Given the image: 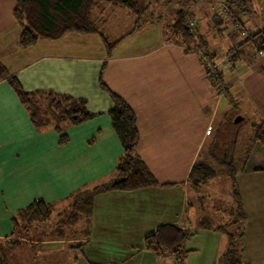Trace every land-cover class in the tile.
<instances>
[{
	"label": "crops",
	"instance_id": "crops-1",
	"mask_svg": "<svg viewBox=\"0 0 264 264\" xmlns=\"http://www.w3.org/2000/svg\"><path fill=\"white\" fill-rule=\"evenodd\" d=\"M180 2L181 6L177 7L174 0L157 1L161 4L159 18L151 15L140 29L135 27L142 19L133 13V26L115 40L100 28L108 22V17L101 15L104 12L114 15L115 5L102 3L94 10V20L110 42L119 41L108 55L98 34L68 33L57 41L42 40L30 48H21L22 25L14 16L15 0H0V62L17 76L26 91L50 89L84 98L88 109L96 114L92 120L67 129L65 134L69 139L62 144L55 129H36L8 82H0V236L13 231L12 215L38 201L54 205L53 215L45 225L55 228L58 222L53 221V216L69 201L71 192L94 188L113 177L123 148L108 114L113 102L99 85L103 68L102 77L107 86L135 112L140 132L138 154L160 185L134 192L98 194L86 222L87 236L66 239L59 234L56 237L57 234H47L51 227L40 225L46 235L25 237V246H45L60 253L51 254L45 264H176L169 254L157 255L144 249L146 237L159 226L172 224L193 233L184 246L189 252L182 264H219L228 248L227 237L213 229H199L200 218H192L197 212L190 204L192 192L199 194L187 182L200 156L202 142L216 130L220 105L196 49L204 43V49L218 61L215 54L220 45L218 36L241 38L239 43L243 39L215 11L216 5L225 3L224 0L190 5ZM253 4L264 12V0H254ZM118 7L128 10L115 6L116 10ZM183 7L190 13L189 21L195 23L199 36L198 41L187 42L186 46L178 45L180 39L176 37L167 40L165 34V26ZM166 9L172 10L167 16ZM247 12L253 13L251 8L240 13L246 29L251 33L261 32L264 25L257 30L258 26L252 23L253 27L248 28L250 23L242 16ZM247 46L237 51L239 56L233 60L236 69L230 72L229 79L225 74L228 69L222 71L230 90L235 88V96L251 104L260 121L264 120V54L257 47ZM236 112L246 117L243 108ZM210 127L212 133L208 135ZM223 128L221 125L220 134ZM193 143L196 147L192 149ZM256 146L259 149L253 157L264 148ZM249 160L241 172L243 180L262 174L260 168L248 167ZM36 176L39 180L35 183ZM64 187L68 188L65 194ZM241 198L249 214V196ZM232 207L233 200L230 210ZM204 211L202 206L199 212ZM258 226L264 231L263 222L259 221ZM62 245L70 246L65 262Z\"/></svg>",
	"mask_w": 264,
	"mask_h": 264
},
{
	"label": "trees",
	"instance_id": "trees-1",
	"mask_svg": "<svg viewBox=\"0 0 264 264\" xmlns=\"http://www.w3.org/2000/svg\"><path fill=\"white\" fill-rule=\"evenodd\" d=\"M162 0H15L14 16L22 25V33L19 38V46L23 49L30 48L42 40L57 41L62 39L68 33H79L83 35H100L107 49L108 55L117 46L118 42H110L108 38L100 31L93 13L102 3H110L130 10L136 14L138 19H142L149 11L150 3ZM185 4H195L205 0H182ZM170 2V1H169ZM228 2L240 14L250 7L251 0H228ZM190 13L188 10L178 9L174 14L173 20L167 24L166 37L171 40L172 37L179 38L187 42L198 41L199 36L196 28L189 23ZM161 20V19H160ZM160 22V21H159ZM144 24H136V29H140ZM264 36V30L255 33L251 40L240 45L237 51L244 45L253 42L263 52L264 48L256 44L257 37ZM170 38V39H169ZM205 44L201 43L196 50L205 51L211 60H214L209 51L204 49ZM236 51V52H237ZM239 53L232 59L234 60ZM103 70V68H102ZM221 82H225L224 72L217 73ZM100 77L99 85L105 91L113 102V107L108 114L111 118L112 126L120 144L123 148V155L120 157L116 166L115 173L108 183L97 185L91 189L80 191L85 196L80 202L76 203L73 196L67 200H73L76 203L77 215L74 216V223L78 222L79 212L85 213L88 219L93 210L95 196L105 192H134L143 188L160 185L155 175L139 156L137 147L140 138V132L137 125V119L134 110L130 104L117 93L110 90L106 84L102 83ZM6 80L19 101L30 116L31 122L38 130L55 129L60 134V143L65 144L68 136L65 131L73 126L84 124L96 117L87 107V100L76 98L70 95L59 94L54 90L42 89L34 92L26 91L20 80L10 72V70L0 62V82ZM215 88L217 85L212 82ZM236 110H239L237 107ZM236 112V111H235ZM245 121V120H244ZM254 135L252 147L260 145L264 147V120H255L253 123ZM221 134H219V139ZM221 140V139H220ZM213 155L220 163H226L229 166L228 177L231 180V195L233 198V207L230 210V221L228 224L214 227L206 220H200L199 229L215 230L227 237L228 248L221 256L219 264H242L241 255L238 248V236L241 235L239 228L246 220L240 191L237 187V175L245 170L249 160V155L245 159L243 167L234 168L231 157L227 156L224 148L216 146L214 143ZM223 149V150H222ZM217 151V152H216ZM218 153V154H217ZM259 154V151L254 155ZM258 170H264L260 168ZM222 175V174H221ZM220 176V173L213 166L199 157L193 164L188 176V184L198 194L204 186ZM172 184H163L171 186ZM78 193V194H79ZM75 206V205H74ZM25 211L28 213L25 216ZM54 212V205L45 202H35L28 209L22 210L20 215L12 218L13 231L21 235V241L29 237L31 229L26 225V217L30 218L35 214V219L40 225H45ZM38 213V215H36ZM22 226H24L22 228ZM22 228V229H21ZM239 230L240 233L237 232ZM193 233L189 229L179 228L172 224L161 225L154 234L145 239V250L157 255L169 254L176 259V264H182L189 251L184 249L185 244L191 239ZM20 245L18 240L0 239V264H12L7 256L8 249L17 248ZM80 247L82 245H79Z\"/></svg>",
	"mask_w": 264,
	"mask_h": 264
},
{
	"label": "rangeland",
	"instance_id": "rangeland-1",
	"mask_svg": "<svg viewBox=\"0 0 264 264\" xmlns=\"http://www.w3.org/2000/svg\"><path fill=\"white\" fill-rule=\"evenodd\" d=\"M225 3L228 2V0H224ZM251 3V9L253 13L247 12L244 13L242 16L244 21L248 24V28H252L253 24H256L257 30L262 28L264 25L263 23L260 24L262 20H264V12L257 6L256 4ZM151 6L149 8V13H147L142 18L143 26L146 25L147 21L150 20L151 15L153 17L159 18L160 14V3L152 2L150 3ZM168 5V4H167ZM180 7V6H178ZM112 9L114 10V15H110L107 12H104V15H101L106 19L108 17V22L106 23L105 27L102 28V25L100 28L102 30H107L109 35L111 34V37L113 40L119 38L122 36L124 31L129 30L135 21V15L130 12L129 10L121 9L118 7L115 8V6H112ZM171 9H166L165 14L166 16L171 13ZM247 26V25H246ZM167 31V27H165V34ZM167 35V34H166ZM218 36V35H215ZM212 37V35H211ZM220 38V45L215 50V54L218 56V59H222L228 54H231V57L235 54V49L237 48V43L241 38H235L233 36H218ZM256 44H259L261 47L264 48V36L257 37L255 39ZM187 41L184 40H178L177 44L180 46H186ZM247 47H256L253 42H250ZM185 48V47H184ZM256 49V48H255ZM256 51V50H255ZM259 54V52H258ZM259 56V55H258ZM257 56V57H258ZM233 59V57H232ZM231 59L230 63L231 66L228 68V71L225 73L228 79L230 78V72L234 73V70L236 69L235 61ZM103 70H101L100 77H102ZM99 77V80H100ZM102 83L106 84V81L102 77ZM107 85V84H106ZM213 85V84H212ZM108 87V86H107ZM109 88V87H108ZM110 89V88H109ZM214 96L216 100H220V105L218 107V112L216 115V130L212 136H209L205 143L199 139V146L200 143L204 144L203 146H200V158L203 161H206L208 164L213 165L217 171L220 173V176L212 180L208 185L204 186L201 193L197 196L195 193L192 192L190 197V204L191 208L195 209V212H197L196 216H193L192 218L195 219L196 217L200 218L199 220H206L210 224L214 226H222L229 222V210L232 205V189H231V180L227 176L229 166H227L226 163L220 164L216 158L215 155H213V147L214 143H216V146H219L220 148H224V152L227 153V156L231 157L233 161L234 168L240 169L243 167L245 163V159L247 158V155L249 153L251 154L250 160H249V168L257 167V168H264V148L260 149L259 154L253 157V153L255 150L259 149V146L252 147V140L254 135V128L253 123L257 119L256 112L251 106V104L241 97V99L237 98L235 96V88L230 90L228 88L226 90V94H221L217 91V89L213 86ZM112 90V89H110ZM113 91V90H112ZM115 92V91H113ZM116 93V92H115ZM123 98V97H122ZM243 108L246 112V117L240 121L239 123L235 122H229V117L231 116V113L233 114L236 111V108ZM216 114V113H215ZM223 125L224 128L221 130V137L219 139V130L220 126ZM212 128V127H211ZM219 132V133H218ZM212 133L207 131V134L210 135ZM196 145L193 143L192 149L195 148ZM223 150V149H222ZM217 152V151H216ZM218 154V153H217ZM262 173L259 176L250 178V179H242L240 178L241 172L237 175V187L240 191V188H243L242 191H240V194L242 197L249 196L250 205H248V211L249 214H247L246 210V220L242 224V226L239 228L241 235L238 236V248L241 255V263L242 264H264V231L261 229V227L258 226V222L264 223V170L259 171ZM222 174V175H221ZM38 177H34V182H37ZM240 187V188H239ZM68 188L64 187L62 191L66 192ZM244 190V191H243ZM79 190L76 192H71V196L77 201L76 203L80 202L82 199L85 198V196L81 195ZM80 192V193H79ZM79 193V194H78ZM40 202V201H38ZM33 202L32 204H34ZM76 203L73 200H69L63 204V207L59 209L60 211L53 216V221H57L58 224L55 226L51 225H45L46 227H51L52 229L48 231L47 234H62L63 237L66 239L70 237H84L87 236V218L85 216V213L79 212L80 215L77 216L80 221L78 223H74V216L77 215L78 212H76ZM75 205V206H74ZM204 207V213H200V208ZM23 209L17 211L14 215H12V218L15 216H19L20 212L22 210H26L29 208V205H26L22 207ZM27 211H25L26 213ZM28 213L25 214V216ZM38 215V213L36 214ZM17 216V217H18ZM25 224L28 222L29 224L26 225L28 229H32L29 237L37 238L39 235L41 238L46 235V232L43 231L41 226L38 227V230L36 229L35 225H37L39 222L35 219V214L31 216L30 218L26 217ZM44 226V225H42ZM24 226H22L23 228ZM21 228V229H22ZM37 230V231H36ZM239 230H237L238 233ZM36 231V233H35ZM50 232V233H49ZM52 232V233H51ZM21 234V233H20ZM17 231L14 233L12 231L10 233L6 232L3 233L2 236H0L1 239L7 238L6 236L11 237L12 240H18L20 242V245L17 248L14 249H8L6 251L7 256L12 264H45V260L51 257V254H55L56 256L60 255L58 251H51L49 249H46L45 246H30L27 244V247L25 246V243L21 241V235ZM52 236V235H47ZM69 245H62L61 248L64 250L62 255V261L65 262L66 257L69 253ZM243 256V257H242ZM173 260L176 261L175 257L171 255ZM115 262H117L116 258L114 259ZM116 264V263H115ZM173 264V263H171ZM175 264V263H174Z\"/></svg>",
	"mask_w": 264,
	"mask_h": 264
},
{
	"label": "built area",
	"instance_id": "built-area-1",
	"mask_svg": "<svg viewBox=\"0 0 264 264\" xmlns=\"http://www.w3.org/2000/svg\"><path fill=\"white\" fill-rule=\"evenodd\" d=\"M175 1V5L181 6V0H174ZM184 8V7H183ZM215 11L217 13V15H219L220 17L224 18L225 21L231 25L232 29L236 32H238L240 34V36L243 39V42H238L237 43V48L235 49V52L237 51V49L240 47V45L248 40H251L253 35L255 33H251L250 31H248L243 23V20L241 18V15L236 11V9L228 3H219L216 5L215 7ZM190 25L192 27L195 28V23L190 20L189 21ZM264 30V29H263ZM199 56H200V60L202 62V64L205 67L206 70V77L211 81V82H215L217 85V91L221 94H226V90H227V85L225 82H221L218 78L217 73L224 70V69H228L231 66V54L226 55L225 57H223L222 59L218 60V61H214L211 60L208 55L206 54L205 51L202 50H198L197 51ZM262 55L264 54V52H260ZM212 128H209V132H211Z\"/></svg>",
	"mask_w": 264,
	"mask_h": 264
},
{
	"label": "flooded vegetation",
	"instance_id": "flooded-vegetation-1",
	"mask_svg": "<svg viewBox=\"0 0 264 264\" xmlns=\"http://www.w3.org/2000/svg\"><path fill=\"white\" fill-rule=\"evenodd\" d=\"M239 117H241L242 120L245 118L241 113H239V112H234V113L232 114V116L229 117V122H235L236 119H238ZM244 120H245V119H244Z\"/></svg>",
	"mask_w": 264,
	"mask_h": 264
},
{
	"label": "water",
	"instance_id": "water-1",
	"mask_svg": "<svg viewBox=\"0 0 264 264\" xmlns=\"http://www.w3.org/2000/svg\"><path fill=\"white\" fill-rule=\"evenodd\" d=\"M240 121H242V118L239 117L238 119H236L235 123H239Z\"/></svg>",
	"mask_w": 264,
	"mask_h": 264
}]
</instances>
